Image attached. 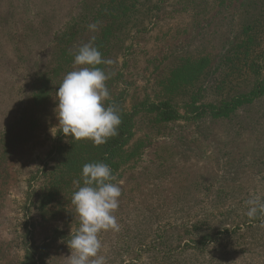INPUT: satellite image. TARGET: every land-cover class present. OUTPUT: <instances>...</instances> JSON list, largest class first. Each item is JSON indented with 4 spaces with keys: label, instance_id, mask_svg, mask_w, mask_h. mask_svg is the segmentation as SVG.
I'll list each match as a JSON object with an SVG mask.
<instances>
[{
    "label": "rangeland",
    "instance_id": "1",
    "mask_svg": "<svg viewBox=\"0 0 264 264\" xmlns=\"http://www.w3.org/2000/svg\"><path fill=\"white\" fill-rule=\"evenodd\" d=\"M22 1L0 0V131L21 110L31 114L33 81L40 69L51 67L56 52L49 31L71 19L77 2L36 0L35 9L52 21L35 31L21 18ZM156 2L160 10L153 21L131 32L116 53L125 108L165 96L160 82L181 56L193 53L209 65L217 62L242 20L257 12L247 0ZM232 83L236 88L238 81ZM190 92L176 93L183 101L176 120L159 124L145 113L135 118L138 154L114 181L122 189L114 212L119 230L99 234L106 264H264V216L250 219L245 203L264 196V95L214 117L186 107ZM209 96L216 99L217 93ZM56 105L55 94L36 115L35 128H27L31 138L0 184V264H18L26 240L43 246L36 264H67V241L79 217L71 209L44 214L27 199L30 178L41 180L40 171L49 167L60 127Z\"/></svg>",
    "mask_w": 264,
    "mask_h": 264
},
{
    "label": "trees",
    "instance_id": "2",
    "mask_svg": "<svg viewBox=\"0 0 264 264\" xmlns=\"http://www.w3.org/2000/svg\"><path fill=\"white\" fill-rule=\"evenodd\" d=\"M247 3L249 9L254 6L257 12L242 20L217 62L209 65L205 56L198 57L193 53L183 55L160 82L166 91L165 96L157 101L145 97L125 108V92L119 88L122 76L121 70L116 69V53L125 47L123 43L131 32H140L153 21L160 6L156 0H77L71 19L61 21V28L57 26L49 31L53 35L51 48L56 52L51 58V67L40 69L33 81L31 114L26 116L21 110L18 118L1 128L0 184L8 177L9 163L31 138L27 128L30 130L38 123L40 116L36 115L47 110L46 106L52 102L64 76L81 67L74 65V54L79 46L90 41L102 53V58L112 61L110 65L101 64L98 67L112 74L106 86L111 101L120 110L122 123L118 134L99 146L89 139L71 140L70 136L66 137L58 130L49 154V167L40 171L41 180H37V176L34 183L30 178L31 189L27 194L31 204L44 214L55 215L66 211L69 214L70 209L75 214L71 200L73 193L83 185L81 172L85 164L104 162L110 165L115 178L118 177L122 168L133 162V157L138 154V145L133 141L136 116L150 114L153 121L159 124L176 120L179 117V102H183L176 96L179 90L190 89V98L185 105L192 109V113L198 115L202 112L214 117L227 116L244 104L261 98L264 95V0H247ZM22 5L24 11L21 18L27 28L39 31L41 26L45 27L44 24H51V18H46L47 13L42 15L41 10L35 9L36 0H23ZM71 10L67 9L68 15ZM93 23L97 24L95 31L88 27ZM69 49L72 54H69ZM235 79L238 81L236 88L232 83ZM212 92L217 93L216 99L209 96ZM69 234L67 232V238ZM58 235L62 237L64 233L60 231ZM22 244H25L23 257L18 264H36L34 256L39 255L38 251L43 246L28 244L27 240Z\"/></svg>",
    "mask_w": 264,
    "mask_h": 264
},
{
    "label": "clouds",
    "instance_id": "3",
    "mask_svg": "<svg viewBox=\"0 0 264 264\" xmlns=\"http://www.w3.org/2000/svg\"><path fill=\"white\" fill-rule=\"evenodd\" d=\"M88 27L97 30L95 23ZM69 54H72L71 49ZM73 63L81 67L68 72L56 92L54 111L59 130L71 140L89 139L99 146L116 136L122 123L120 110L111 101L106 86L112 74L98 67L110 65L112 61L102 58V53L90 41L79 46ZM81 175L83 185L73 193L71 200L79 217V227L67 241L71 250L67 264H106V257L100 255L103 244L99 234L119 230L114 212L119 207L122 189L114 183L112 169L104 162L83 165ZM245 203L250 219L264 216V199L254 197ZM260 227H264V221Z\"/></svg>",
    "mask_w": 264,
    "mask_h": 264
}]
</instances>
